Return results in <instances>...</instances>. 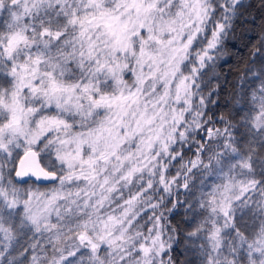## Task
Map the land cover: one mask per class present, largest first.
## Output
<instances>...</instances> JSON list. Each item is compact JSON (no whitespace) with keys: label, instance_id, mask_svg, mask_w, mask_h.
<instances>
[{"label":"snow or ice","instance_id":"snow-or-ice-1","mask_svg":"<svg viewBox=\"0 0 264 264\" xmlns=\"http://www.w3.org/2000/svg\"><path fill=\"white\" fill-rule=\"evenodd\" d=\"M0 0V264H264V0Z\"/></svg>","mask_w":264,"mask_h":264},{"label":"trees","instance_id":"trees-1","mask_svg":"<svg viewBox=\"0 0 264 264\" xmlns=\"http://www.w3.org/2000/svg\"><path fill=\"white\" fill-rule=\"evenodd\" d=\"M253 3L257 4V7L252 10L253 15L257 16V20L253 25H245L243 28L238 29L233 37L229 38L228 47L230 49V55L232 63L226 65L223 69L224 73L236 70V64L239 62L240 57H247L249 54V48L258 38L259 28L261 24L260 12L258 10V0H252Z\"/></svg>","mask_w":264,"mask_h":264}]
</instances>
